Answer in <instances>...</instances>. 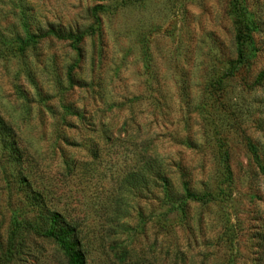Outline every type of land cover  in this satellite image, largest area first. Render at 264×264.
I'll return each instance as SVG.
<instances>
[{
    "label": "rangeland",
    "instance_id": "obj_1",
    "mask_svg": "<svg viewBox=\"0 0 264 264\" xmlns=\"http://www.w3.org/2000/svg\"><path fill=\"white\" fill-rule=\"evenodd\" d=\"M49 29L84 34L17 49ZM261 71L264 0H0V264H67L29 231L4 259L13 221L44 227L48 209L78 226L88 264L124 251L125 264H161L167 247L181 264H264V179L249 150L264 166ZM166 188L213 200L182 213Z\"/></svg>",
    "mask_w": 264,
    "mask_h": 264
},
{
    "label": "trees",
    "instance_id": "obj_2",
    "mask_svg": "<svg viewBox=\"0 0 264 264\" xmlns=\"http://www.w3.org/2000/svg\"><path fill=\"white\" fill-rule=\"evenodd\" d=\"M253 29L247 24L244 23L242 28H238L236 34V43L238 45V56L235 61L230 62L231 71L234 69V66L238 63H242L246 52L244 51V45L248 41L251 36ZM82 32L76 33H67L61 34L56 30L49 29L45 33L40 35H30L25 40L18 41L17 49L22 52L25 48L34 44L38 39L47 37V36H56L59 39H71L75 41H80L83 38ZM264 77V71H261L258 75V79ZM0 127V135H4V131ZM250 146V152L253 155L254 162L259 173L262 175L264 179V166L259 160V156L256 155L254 147ZM219 164L223 169V174L225 179L231 177L230 167L228 164V155L227 151L223 150L220 147L219 150ZM23 183L28 185V180L26 178H22ZM166 198L168 199V204L172 208H176L183 213V209L187 202H200V203H208L213 200L212 193H204L201 195H197L192 193L190 190H185L183 195L179 196V194H173L169 189L166 188ZM29 198L33 201L35 206L43 205L45 207V199L43 194L37 190L33 191L31 188V195ZM174 212V209L167 210L166 216L170 215ZM41 225H37L36 223L14 220L12 228L9 232L7 238V246L4 253V259L10 260L14 254H16V239L20 231H29L34 235L43 238L50 239L55 242L59 248L62 250L64 256L66 257L67 264H88L86 258V252L83 249L82 241L80 238V230L78 226L74 225L71 221H69L64 213H61L57 210L46 211L44 216L40 217ZM152 226V225H151ZM165 235H175L177 230L173 225H162L160 228ZM125 250V248H124ZM116 257V260L120 264H125L126 255ZM182 258H179L178 252L174 251L172 254L170 253L169 248L167 247L163 253L161 264H181ZM140 262H145L143 259H139Z\"/></svg>",
    "mask_w": 264,
    "mask_h": 264
}]
</instances>
